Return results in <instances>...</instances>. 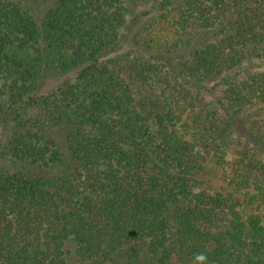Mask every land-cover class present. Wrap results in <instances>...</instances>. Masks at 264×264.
Listing matches in <instances>:
<instances>
[{
	"label": "trees",
	"instance_id": "1",
	"mask_svg": "<svg viewBox=\"0 0 264 264\" xmlns=\"http://www.w3.org/2000/svg\"><path fill=\"white\" fill-rule=\"evenodd\" d=\"M201 253L264 264V0H0V264Z\"/></svg>",
	"mask_w": 264,
	"mask_h": 264
},
{
	"label": "rangeland",
	"instance_id": "2",
	"mask_svg": "<svg viewBox=\"0 0 264 264\" xmlns=\"http://www.w3.org/2000/svg\"><path fill=\"white\" fill-rule=\"evenodd\" d=\"M129 49V48H128ZM65 79H56L47 81L39 91V95H50L55 92Z\"/></svg>",
	"mask_w": 264,
	"mask_h": 264
},
{
	"label": "clouds",
	"instance_id": "3",
	"mask_svg": "<svg viewBox=\"0 0 264 264\" xmlns=\"http://www.w3.org/2000/svg\"><path fill=\"white\" fill-rule=\"evenodd\" d=\"M196 261L201 262V264H207V257L201 253L196 256Z\"/></svg>",
	"mask_w": 264,
	"mask_h": 264
}]
</instances>
